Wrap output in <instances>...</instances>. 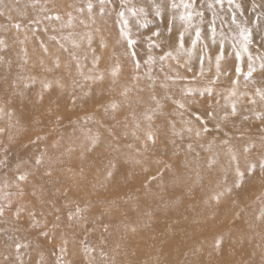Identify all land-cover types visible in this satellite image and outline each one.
Returning a JSON list of instances; mask_svg holds the SVG:
<instances>
[{
  "label": "rangeland",
  "instance_id": "rangeland-1",
  "mask_svg": "<svg viewBox=\"0 0 264 264\" xmlns=\"http://www.w3.org/2000/svg\"><path fill=\"white\" fill-rule=\"evenodd\" d=\"M262 166L264 0H0V264H264Z\"/></svg>",
  "mask_w": 264,
  "mask_h": 264
},
{
  "label": "snow or ice",
  "instance_id": "snow-or-ice-1",
  "mask_svg": "<svg viewBox=\"0 0 264 264\" xmlns=\"http://www.w3.org/2000/svg\"><path fill=\"white\" fill-rule=\"evenodd\" d=\"M217 2H220V0H217ZM231 2H232V0H229V3H231ZM184 7H185V8H188V7H190V5L185 4ZM141 11H142V9H141ZM121 15H123V13H121ZM180 19H181V20L191 21V19H192V13H191V12H188L187 15H182V16L180 17ZM213 31H215V29H213ZM153 35L158 36L159 33H158V32H157V33H153ZM199 39H200V32L197 31V32H196V39L192 41L193 45H195ZM180 41H181V46H182V35H181V37H180ZM134 43H135V42H134L133 40L128 39V46H129V47H131ZM133 55H134V53H133ZM221 58H222L221 56H217V63H219V60H220ZM161 59H163V57H161ZM137 66H139V65H138V62H137ZM237 71L239 72L240 69L237 68ZM248 75L251 76V70L248 72ZM149 138L151 139V137H149ZM37 163H39V161H37ZM262 168H264V166H262ZM21 178H23V177H21ZM237 187H239V184H237Z\"/></svg>",
  "mask_w": 264,
  "mask_h": 264
}]
</instances>
